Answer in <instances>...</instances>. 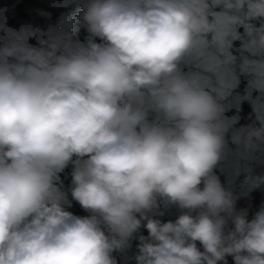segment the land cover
Masks as SVG:
<instances>
[{
	"label": "clouds",
	"instance_id": "9594fccd",
	"mask_svg": "<svg viewBox=\"0 0 264 264\" xmlns=\"http://www.w3.org/2000/svg\"><path fill=\"white\" fill-rule=\"evenodd\" d=\"M78 2L86 42L0 17V264H117L142 227L136 264H264V207L249 220L216 173L264 155V0Z\"/></svg>",
	"mask_w": 264,
	"mask_h": 264
},
{
	"label": "trees",
	"instance_id": "16d2710c",
	"mask_svg": "<svg viewBox=\"0 0 264 264\" xmlns=\"http://www.w3.org/2000/svg\"><path fill=\"white\" fill-rule=\"evenodd\" d=\"M18 5V13L14 16H7L0 12V17L6 16L7 17V25L10 28L19 30L21 27L27 26L28 21V15L30 13H33L37 18L45 19L44 20V26L41 29L42 31H47L49 28H59L61 27L65 21L71 24L70 31H72L73 36L75 39H79L81 42H86V39L88 37V32L86 28L83 26L81 19H80V13L83 11L80 3L73 2L69 7H54V4H59L62 2V0H13ZM1 2V0H0ZM219 10V9H217ZM42 12L51 13L50 17H46L41 15ZM257 23V26L259 25V22ZM239 31L243 33V28H240ZM2 35V33H0ZM96 42H101L99 38H96ZM29 43L32 45L38 46V41L36 38H32L29 40ZM240 41L234 42V47L239 48ZM239 59L237 60V63H239ZM247 87V77L241 76V83L237 89L234 90L233 96L239 94L243 95L245 88ZM255 95V93H254ZM231 99V98H230ZM250 113H252V107L251 104L248 101H243L241 104V111L238 113L240 120L239 125H248L253 124L255 122L254 116L252 118H249ZM236 113L235 108H233L231 111L227 112L226 115L232 116ZM229 147L232 149H235V145L229 144ZM75 159V157H74ZM236 157L234 155H229V157L222 163V165L218 166L216 169L217 175L220 177L221 182L225 185V187L229 188L233 192V194L237 197L236 202V208L239 211V204L242 199L244 198H251L255 202L258 203L260 199H264V184H261L259 187L248 190L247 186L245 185V177L249 174L253 176H264V155H258V159L248 162V166L251 169V172H246L243 169H241L240 173L238 175L234 174L235 170V163H236ZM243 163V162H242ZM71 166H69L65 169V172L71 171ZM63 179V175L61 176ZM65 190L67 191L68 199L71 201V207L66 206V210L73 213V215L76 216H86L80 209L79 204L72 200L71 197V191L68 190L71 185V178L70 176L68 179L64 180ZM262 207L260 205H257V208L254 212L248 215V219L251 220L255 213L258 212ZM161 211L164 213L163 216L157 217V219H160L162 222H167L169 220L174 221L178 218V216L182 213V210L173 205L169 206L167 208L164 207L163 204H161ZM184 211V210H183ZM228 260V257H227ZM231 260L233 258L231 257ZM229 264V260H228ZM234 264V261H233Z\"/></svg>",
	"mask_w": 264,
	"mask_h": 264
},
{
	"label": "built area",
	"instance_id": "2783aa9c",
	"mask_svg": "<svg viewBox=\"0 0 264 264\" xmlns=\"http://www.w3.org/2000/svg\"><path fill=\"white\" fill-rule=\"evenodd\" d=\"M0 10H3L1 13L4 14V15L14 16V15H17V13H18V5L13 0H1V2H0ZM44 20L45 19L37 18L33 13H30L28 15L27 26H31L33 28L42 29L43 26H44ZM229 144H231V141H229ZM231 145H233V144H231ZM234 174L237 175L235 170H234ZM202 186L203 185H201V187ZM70 189H71V187L68 188V190H70ZM257 205H260L261 207H264V199H260L258 201V203H257L254 200H252L251 198H244V199L241 200V202L239 204V211L246 209L247 212H248V215H249V214H251L252 212H254L256 210ZM80 209L82 210V212L84 214H86V215L90 214L86 210H84L81 206H80ZM158 211H161V206L158 209ZM157 217L158 216H156L155 218L157 219ZM139 235L147 236L148 232H147L146 228L142 227L139 230V232L135 234L134 238L131 241V246L130 247L132 248V250L134 252V256L138 252L137 245L139 244V239H138ZM197 246L200 247L201 250H203L202 246L199 244V242H197ZM129 248L126 249V250L130 253ZM119 261L121 262V264H125L124 258L120 254H119ZM134 264H136V261L134 262Z\"/></svg>",
	"mask_w": 264,
	"mask_h": 264
},
{
	"label": "water",
	"instance_id": "95a60500",
	"mask_svg": "<svg viewBox=\"0 0 264 264\" xmlns=\"http://www.w3.org/2000/svg\"><path fill=\"white\" fill-rule=\"evenodd\" d=\"M130 253L127 250H124L123 252H117L119 253L125 261V264H134L135 262V256L132 248H129Z\"/></svg>",
	"mask_w": 264,
	"mask_h": 264
},
{
	"label": "rangeland",
	"instance_id": "374dc122",
	"mask_svg": "<svg viewBox=\"0 0 264 264\" xmlns=\"http://www.w3.org/2000/svg\"><path fill=\"white\" fill-rule=\"evenodd\" d=\"M71 168H72V165L70 164ZM70 168V169H71ZM183 211V210H182ZM113 255L115 256L116 260H117V264H121V262L119 261V253L117 252H114ZM228 260H229V264H233V260H231V256L228 257Z\"/></svg>",
	"mask_w": 264,
	"mask_h": 264
}]
</instances>
